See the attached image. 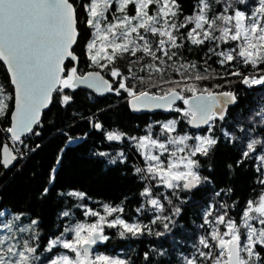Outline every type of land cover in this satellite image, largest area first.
<instances>
[{"label": "snow or ice", "instance_id": "1", "mask_svg": "<svg viewBox=\"0 0 264 264\" xmlns=\"http://www.w3.org/2000/svg\"><path fill=\"white\" fill-rule=\"evenodd\" d=\"M83 7L87 16L84 23L94 30L85 43L83 56L90 67L98 69L88 72L80 71L81 58L76 54L80 36L76 0H0V61L6 65L14 86V95L0 86V118L9 116L11 122L0 130L10 134L14 143L27 147L23 137L26 133L40 135L33 129L41 125L42 111L53 103V94L61 106L67 107L73 97L65 90L75 91L87 85L100 94L127 93L133 111L166 109L178 113L193 129H205V134L177 133L180 120L171 119L160 125L161 133L156 138L151 134L152 125L148 134L129 137L146 162L145 167L133 169L134 175L147 182L140 195L151 205L149 211L161 213L150 218L148 224L130 223L114 215L124 212L122 205L104 204L103 214L78 205L84 208V216L96 219L75 224L70 219L60 235L49 239L42 248L39 220L31 218L24 224L25 214L13 213L8 219H0V264H129L119 256L93 254V246L110 239L105 228H116L121 238L129 234L136 237L152 234L151 225L159 222L164 231L155 235L163 236L175 223L172 217L180 212V208L173 207L169 215H163L165 202L172 206L173 198L180 199L177 190L191 192L208 182L207 177L201 176L199 158L208 157L220 142L213 135L215 121H223L229 106L237 103L235 92L220 90L232 83L225 75L238 77L240 83L250 88L264 86V0H195L188 15L179 0H88ZM186 41L196 46L214 45L208 52L217 57L216 62L236 70L222 74L219 78L223 83L201 87L200 82L213 77L206 74L207 68L201 71L197 63L180 60L179 50L186 48ZM222 44L228 50L220 49ZM126 59L127 63H120ZM234 61L238 63L233 64ZM137 63L146 75H138L128 66ZM249 66L257 74L240 71V67ZM171 73L179 78H172ZM153 88L157 91H151ZM9 100L14 102L11 114ZM177 101H182L184 107L176 106ZM260 123H264V115ZM94 127L101 129L103 125L96 123ZM239 131L244 133L243 138L223 135L229 143L244 141L237 166L248 159L259 161L254 181L260 186L258 198L246 201L242 224L229 216L227 205H219L215 215L212 210L207 211L204 224L210 230L205 229L199 236L195 253L191 258L184 257L185 264H264V139L260 138L264 129L256 137L252 135L254 125ZM124 138V134L117 132L107 134L109 141ZM2 151L0 166L5 169L24 155L7 143L2 144ZM165 153L171 159H162ZM118 158L127 159L123 152ZM54 181L55 169L49 174V183ZM159 185L171 192H159ZM48 191L44 188L41 196ZM67 195L80 200L86 197L79 191ZM140 211L138 208L137 212ZM61 215L71 218L73 214L63 211ZM0 217H4V212L0 211ZM204 224L200 227L204 228ZM58 247L68 252L54 253ZM143 257L147 264H152L150 252Z\"/></svg>", "mask_w": 264, "mask_h": 264}, {"label": "trees", "instance_id": "2", "mask_svg": "<svg viewBox=\"0 0 264 264\" xmlns=\"http://www.w3.org/2000/svg\"><path fill=\"white\" fill-rule=\"evenodd\" d=\"M179 2L184 14H191L195 0H179ZM87 3L88 0H76L80 36L75 48L76 54L81 58V72L98 70L90 67L83 56L85 43L90 39L93 31L84 23L87 16L83 6ZM181 31L184 30L181 29ZM185 43L186 48L179 50L180 60L197 63L201 71L207 68L206 74L213 77L200 82L201 87L211 88L214 84L223 83L219 77L228 71L236 70L235 67L222 66L216 62L217 57L208 52V48L214 45L206 43V45L196 46L187 41ZM220 49L228 50L223 44ZM130 59L135 60V57ZM205 60H207L206 64ZM127 62L126 59L120 63ZM128 66L132 67L138 75H146L140 72L139 63ZM240 71L246 74H257L251 66L240 67ZM168 75L166 73L165 78H168ZM171 76L179 78L175 73H171ZM156 78V74H153V79ZM224 78L232 83L220 90L235 92L239 102L228 111L223 121H215L213 135L219 137L220 142L208 157L199 158L202 165L201 176L207 177L208 182L202 183L191 192L177 190L180 199L173 198L172 206L165 202L163 215H169V210L173 207L180 208V212L172 217L175 223L170 225V229L163 236L155 235L157 231H164L159 222L151 225L152 234L136 237L129 234L121 238L116 228H105V234L110 239L99 243L93 249L96 254L119 256L121 259L128 260L129 264H147L143 254L150 252L152 264H185L184 257L190 258L195 253L194 245L198 243L199 236L205 233V229L210 230L209 225L204 224L207 211L212 210L215 215L219 205H227L229 216L241 223L246 201L258 198L260 186L254 181L258 176L255 168L259 161L254 163L253 160L248 159L237 166L236 162L240 159L244 141L242 139L229 143L223 133L243 138L244 133L239 129L248 130L251 125H254L255 132L252 135L259 136L261 129H264V123H260L261 116L264 115V86L250 88L240 83L238 77L225 75ZM0 86L4 87L6 93L13 95L8 73L1 62ZM137 87L140 86L137 84ZM151 91L156 92L157 89L153 88ZM65 92L73 97L72 102L67 107L61 106L54 94L53 103L44 114L41 125H37L33 130L38 131L40 135L30 134L25 137L27 147L18 145L24 155L15 162L13 169L5 170L0 166V211L4 212V217L0 219H8L13 213H24V221H22L24 224H27L31 218L38 219L42 248L49 239L60 235L70 219L73 224L92 222L96 219L84 216V208L77 207L78 205H86L102 214L104 204L122 205L124 212L114 215H120L130 223L148 224L150 218L161 215L158 211H149L151 205H148L146 198L140 195L147 182L134 175L133 169L145 167L146 163L135 141L130 140L129 137H141L148 134L149 125H152L151 134L153 138H156L161 133L160 125L171 119L180 120L177 133L205 134V129H193L186 120L181 119L180 114L172 111L155 115L133 114L128 104L127 93L124 92L119 96L109 93L104 97L79 88ZM8 105L9 113H11L13 101L9 100ZM178 106L184 107L182 102ZM157 121L159 123H156ZM96 123H100L103 127L95 128ZM8 126H10L9 116L0 118V129ZM108 132L124 134L125 138L112 144L107 140ZM260 138L264 139V136ZM160 139H164L163 135H160ZM4 140L7 139L0 130V149L6 142ZM116 145L121 148H117ZM121 152L127 157L126 160L118 158ZM100 153H107V155H100ZM113 160H115L114 163ZM229 165L232 166L231 169ZM53 169H55V181L49 183V174ZM44 188L49 189L48 194L41 196ZM228 189L231 191H227ZM73 191L85 193V199L80 200L67 195ZM155 191L157 189H154ZM158 191L164 194L171 192V190L164 191V188L159 186ZM138 208H141L140 212H137ZM63 211H70L73 214L72 217H63L61 215ZM112 218L109 217V219ZM202 224L204 228L200 227ZM68 235L71 236V234ZM153 249L155 251H151ZM67 252L68 250L60 247L54 249L56 254ZM158 252H162L163 255H157ZM44 255L51 256L52 253Z\"/></svg>", "mask_w": 264, "mask_h": 264}, {"label": "water", "instance_id": "3", "mask_svg": "<svg viewBox=\"0 0 264 264\" xmlns=\"http://www.w3.org/2000/svg\"><path fill=\"white\" fill-rule=\"evenodd\" d=\"M78 39H79V38H78ZM0 62L5 66L6 71H7V73H8V76H9V80H10V73L8 72L6 65L4 64L3 61H0ZM92 71H95V70H92ZM102 74H103V73H102ZM105 78H106V79H109V78H107L106 76H105ZM10 84H11V82H10ZM11 86H12V88H13V95H14V86H13L12 84H11ZM78 88H80V89H84V90H87V91H90V92H92L93 94H95V95H97V96H99V97H104V96H106V95L109 94V93H104V94L97 93L94 89H90V88H88L87 85H81V86H79ZM54 94H55V93H54ZM54 94H53V96H54ZM180 102H182V101H177V102H176V106H177ZM238 102H239V100H238V98H237V103H235V104H233V105H230L229 108H228V111H229L231 108L235 107V106L238 104ZM128 104H129V107H130V98H128ZM51 105H52V104H51ZM51 105H50L48 108H46V109H44V110L42 111L41 121H42V118H43L44 114L50 109ZM130 110H131V112H132L133 114H135V115H155V114H158V113L166 114V113L169 112V110H166V109H145V110H141V111H133V110L131 109V107H130ZM13 111H14V102H13V109H12L11 113H12ZM228 111H227V113H228ZM11 113H10V114H11ZM10 124H11V122H10ZM206 127H207V126H205V128H206ZM35 128H36V126H34V129H35ZM34 129H33V130H34ZM195 130H200V129H195ZM28 134H30V133H26V134L24 135V137H26ZM7 135L11 138L10 134L7 133ZM111 142H114V141H111ZM5 143H7V144L9 145V147L12 149V147L10 146V143H9V142H5ZM2 156H3V151H2V146H1V149H0V158H2ZM14 165H15V162H14V164H13L11 167H9V168H7V169L4 168V169H5V170H11V169H13ZM97 245H98V244H97ZM97 245L93 246V249H94ZM93 249H92V250H93Z\"/></svg>", "mask_w": 264, "mask_h": 264}, {"label": "rangeland", "instance_id": "4", "mask_svg": "<svg viewBox=\"0 0 264 264\" xmlns=\"http://www.w3.org/2000/svg\"><path fill=\"white\" fill-rule=\"evenodd\" d=\"M94 31V30H93ZM7 103H8V101H7ZM167 122V121H166ZM163 123H165V122H163ZM178 128V127H177ZM1 129H4L3 127H1ZM161 130V129H160ZM3 132V134H4V137L7 139L8 138V136H7V133L6 132H4V131H2ZM173 135H175V133L173 134ZM163 138H164V136H163ZM4 141H7V140H4ZM118 142H120V141H118ZM189 143L191 144V143H193L192 141H189ZM170 147H172V146H170ZM158 154V153H157ZM141 155H142V153H141ZM178 155H183V154H178ZM142 157H143V155H142ZM165 157H167V158H169V159H171V157H170V155H169V153H165L163 156H162V159H164ZM146 163V162H145ZM159 187H162V188H164V191L166 190V191H169V189H166L163 185H159ZM257 199V198H256ZM10 218V217H9ZM22 221H24V219L22 218ZM242 220H241V224H242ZM220 228H221V230H224V226L223 225H220L219 226ZM242 231H243V229H242ZM72 235H74V234H71V236ZM93 251V250H92ZM93 254L95 255L96 253L93 251ZM70 255H71V253H70ZM191 258V257H190Z\"/></svg>", "mask_w": 264, "mask_h": 264}, {"label": "built area", "instance_id": "5", "mask_svg": "<svg viewBox=\"0 0 264 264\" xmlns=\"http://www.w3.org/2000/svg\"><path fill=\"white\" fill-rule=\"evenodd\" d=\"M24 139V138H23ZM9 142H10V144H11V147L13 148V149H18L19 151H20V149H19V147H18V145H19V142H13L12 140H11V138H9Z\"/></svg>", "mask_w": 264, "mask_h": 264}, {"label": "flooded vegetation", "instance_id": "6", "mask_svg": "<svg viewBox=\"0 0 264 264\" xmlns=\"http://www.w3.org/2000/svg\"><path fill=\"white\" fill-rule=\"evenodd\" d=\"M79 89H80V88H79ZM66 90H67V89H66ZM66 90H65V91H66ZM89 92H90V91H89ZM91 93H92V92H91ZM111 143H112V144H115V143H118V141H114V142H111ZM116 146H117V145H116ZM117 148H121V147H118V146H117Z\"/></svg>", "mask_w": 264, "mask_h": 264}]
</instances>
